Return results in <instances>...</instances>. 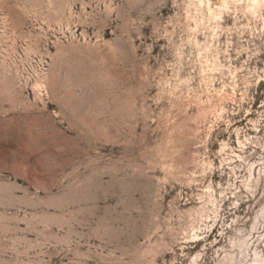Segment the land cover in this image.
I'll list each match as a JSON object with an SVG mask.
<instances>
[{
	"label": "rangeland",
	"instance_id": "rangeland-1",
	"mask_svg": "<svg viewBox=\"0 0 264 264\" xmlns=\"http://www.w3.org/2000/svg\"><path fill=\"white\" fill-rule=\"evenodd\" d=\"M0 0V264H264V0Z\"/></svg>",
	"mask_w": 264,
	"mask_h": 264
},
{
	"label": "bare ground",
	"instance_id": "bare-ground-1",
	"mask_svg": "<svg viewBox=\"0 0 264 264\" xmlns=\"http://www.w3.org/2000/svg\"><path fill=\"white\" fill-rule=\"evenodd\" d=\"M225 2V0H215L213 2L215 8H220L221 5ZM223 6V5H222ZM222 8V7H221Z\"/></svg>",
	"mask_w": 264,
	"mask_h": 264
}]
</instances>
